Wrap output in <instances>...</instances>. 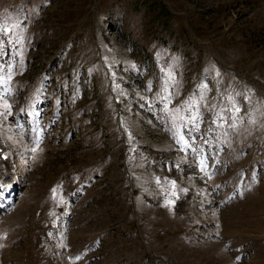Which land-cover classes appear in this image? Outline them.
<instances>
[{"label": "rangeland", "instance_id": "1", "mask_svg": "<svg viewBox=\"0 0 264 264\" xmlns=\"http://www.w3.org/2000/svg\"><path fill=\"white\" fill-rule=\"evenodd\" d=\"M0 28V264H264V0H0Z\"/></svg>", "mask_w": 264, "mask_h": 264}, {"label": "snow or ice", "instance_id": "2", "mask_svg": "<svg viewBox=\"0 0 264 264\" xmlns=\"http://www.w3.org/2000/svg\"><path fill=\"white\" fill-rule=\"evenodd\" d=\"M3 30H4L3 28H0V31H3ZM5 107H8V105H5ZM31 151L35 152V151H37V149L36 148H33V149H31ZM3 159H7V155H4L3 156ZM174 183L175 182H173V185H174ZM173 194H175V193H173ZM56 196H57L56 189H53V198L55 199ZM172 203H173V201H169V204H172Z\"/></svg>", "mask_w": 264, "mask_h": 264}, {"label": "trees", "instance_id": "3", "mask_svg": "<svg viewBox=\"0 0 264 264\" xmlns=\"http://www.w3.org/2000/svg\"><path fill=\"white\" fill-rule=\"evenodd\" d=\"M164 6V5H163Z\"/></svg>", "mask_w": 264, "mask_h": 264}]
</instances>
